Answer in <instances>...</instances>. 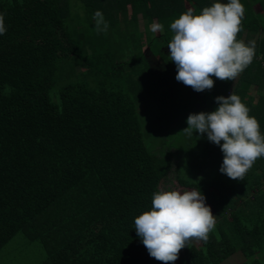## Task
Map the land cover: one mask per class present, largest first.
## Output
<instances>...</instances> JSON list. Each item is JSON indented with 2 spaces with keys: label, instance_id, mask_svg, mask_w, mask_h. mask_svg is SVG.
<instances>
[{
  "label": "trees",
  "instance_id": "16d2710c",
  "mask_svg": "<svg viewBox=\"0 0 264 264\" xmlns=\"http://www.w3.org/2000/svg\"><path fill=\"white\" fill-rule=\"evenodd\" d=\"M216 2L227 0H0V250L20 234L42 248L39 264H160L134 218L175 172L214 209L215 227L174 264H220L237 250L240 264H264V157L231 180L219 171V146L182 132L187 114L213 112L215 98L233 92L264 135V0H240L237 39L257 40L235 80L213 77L206 102L188 88L185 97L195 98L180 108L168 87L176 75L164 51L171 22L188 6L199 14ZM96 11L106 32L95 30ZM150 57L161 63L153 67ZM171 132L179 144L167 148Z\"/></svg>",
  "mask_w": 264,
  "mask_h": 264
},
{
  "label": "clouds",
  "instance_id": "9594fccd",
  "mask_svg": "<svg viewBox=\"0 0 264 264\" xmlns=\"http://www.w3.org/2000/svg\"><path fill=\"white\" fill-rule=\"evenodd\" d=\"M244 14L240 0H227L204 7L199 14L189 8L174 19L167 47L176 67V81L199 93L213 88V77L235 80L252 63L256 49L255 41L246 44L237 39ZM93 19L98 33L107 31L102 12L96 11ZM149 27L152 33L163 31L158 22ZM6 31L4 15L0 14V35ZM215 102L218 107L211 113L190 114L182 132L188 136L206 134L223 153L220 173L241 181L256 160L264 157V135L238 95L231 92L227 98L216 97ZM214 227L215 216L200 190L155 191L151 209L134 218L137 237L160 264H174L179 252L193 240L207 243Z\"/></svg>",
  "mask_w": 264,
  "mask_h": 264
},
{
  "label": "rangeland",
  "instance_id": "374dc122",
  "mask_svg": "<svg viewBox=\"0 0 264 264\" xmlns=\"http://www.w3.org/2000/svg\"><path fill=\"white\" fill-rule=\"evenodd\" d=\"M222 3V2H220ZM186 7V6H185ZM188 8H190L188 6ZM187 9V7H186ZM72 13H74L72 11ZM80 12H78V16H80ZM82 15V14H81ZM155 22V21H154ZM153 22V23H154ZM138 28L141 34H143V26L141 25V23L138 24ZM155 35H159V33H155ZM256 36L252 37L250 40H247V43L249 41H255ZM165 53L169 56V49H164ZM144 53H147L146 50H144ZM149 54H146V57H148ZM127 59V56H126ZM150 64L154 67L156 64H160L161 61L160 59H158V57H150ZM257 59V58H256ZM168 61H170V59H168ZM174 70L173 73L176 74V67L175 64L173 62L170 63ZM264 66V63H263ZM176 76V75H175ZM175 76H173L172 78H170V80H168V87H171L174 92H172V100L175 101V107L178 108L179 106L182 107L184 105H189L190 103H192V101L194 100V98H190L187 99L184 95L185 92L188 91V88L185 85H183L180 82H177L175 79ZM234 84V82H233ZM254 87L252 88L253 91ZM194 91V90H192ZM251 91V92H252ZM212 89L210 90H205L203 92H199L196 93L199 96V102L201 101H209L211 100V98H213V93H212ZM230 95V93L226 94L224 97L227 98ZM179 107V108H180ZM200 112H205V113H211V109L209 107H202L201 109H199V107H197ZM155 109V108H154ZM190 109L192 108H188V111H190ZM145 108L142 107L140 110V114L141 116L145 115L144 112ZM160 111V110H159ZM166 113V109L165 111H160V114L162 113ZM191 112V111H190ZM195 114H197L196 110L193 111ZM192 112V114H193ZM199 112V113H200ZM189 114H187L186 116H189ZM179 119H177L176 121V126L178 123ZM183 121V125L185 126V124L187 125L186 121L187 119L182 118ZM176 126H170V128L172 129V127L176 128ZM173 128V129H174ZM170 137L168 140H166V147L168 148L169 146H171V143L173 144L172 147L177 146L179 143H177V141L175 140L177 137L175 136V133H170ZM173 139L172 141L170 139ZM171 141V142H170ZM168 143V144H167ZM176 173L172 172L169 175V178L166 182L161 184V189L163 190H176V191H180L181 193L184 191H191V189H187L184 188L182 186H180L178 184V182L175 179ZM246 187H248V183L245 182L244 183ZM249 194H247L246 196L248 197ZM206 206H209L206 202H205ZM211 209L212 214L215 216V211L214 209L209 206ZM191 243H193L194 245L198 246L199 245V241L193 240L191 241ZM183 255V258H181V256ZM44 254H43V250L42 248L39 246V244L37 242H28L26 241V239L18 234L16 235L14 238H12L3 248L2 250H0V264H39L43 258ZM182 259L181 261L183 263H185L186 260V256L185 254H183V250H181L179 252V258L176 260L178 261L179 259ZM246 259L244 258L243 254L241 253L240 250H237L232 256H230L229 258H227L226 260L222 261L220 264H240L242 262H245Z\"/></svg>",
  "mask_w": 264,
  "mask_h": 264
},
{
  "label": "crops",
  "instance_id": "0c3cea01",
  "mask_svg": "<svg viewBox=\"0 0 264 264\" xmlns=\"http://www.w3.org/2000/svg\"><path fill=\"white\" fill-rule=\"evenodd\" d=\"M253 9H254V12H255V13H259V12H261V11H260L261 9H260L259 6H254ZM139 23H141V25L143 26V23H142L141 18L138 19V24H139ZM138 29H139V28H138ZM256 40H257V39H255V41H256ZM252 92L255 93L254 91H252Z\"/></svg>",
  "mask_w": 264,
  "mask_h": 264
},
{
  "label": "built area",
  "instance_id": "2783aa9c",
  "mask_svg": "<svg viewBox=\"0 0 264 264\" xmlns=\"http://www.w3.org/2000/svg\"><path fill=\"white\" fill-rule=\"evenodd\" d=\"M263 186H264V182H263Z\"/></svg>",
  "mask_w": 264,
  "mask_h": 264
}]
</instances>
